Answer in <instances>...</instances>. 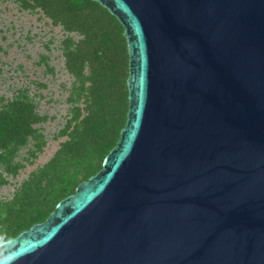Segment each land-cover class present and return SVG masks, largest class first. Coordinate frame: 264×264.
<instances>
[{
    "label": "water",
    "instance_id": "1",
    "mask_svg": "<svg viewBox=\"0 0 264 264\" xmlns=\"http://www.w3.org/2000/svg\"><path fill=\"white\" fill-rule=\"evenodd\" d=\"M124 29L101 169L0 264H264V0H92Z\"/></svg>",
    "mask_w": 264,
    "mask_h": 264
},
{
    "label": "trees",
    "instance_id": "2",
    "mask_svg": "<svg viewBox=\"0 0 264 264\" xmlns=\"http://www.w3.org/2000/svg\"><path fill=\"white\" fill-rule=\"evenodd\" d=\"M12 1L22 10L41 12L68 35L61 42V53L73 82L67 98L70 118L57 134L66 139L10 200L0 202V243L44 222L60 200L100 171L128 111L127 45L124 29L114 16L92 0ZM73 34L79 39L75 41ZM44 119L24 93L1 106L0 186L24 167L16 160L21 149L31 143L29 157L41 152L45 142L35 125Z\"/></svg>",
    "mask_w": 264,
    "mask_h": 264
},
{
    "label": "rangeland",
    "instance_id": "3",
    "mask_svg": "<svg viewBox=\"0 0 264 264\" xmlns=\"http://www.w3.org/2000/svg\"><path fill=\"white\" fill-rule=\"evenodd\" d=\"M68 36L41 12L22 10L12 0H0V108L20 93L45 119L39 128L45 142L35 158L28 155L31 143L20 150L17 161L24 167L0 186V202L8 201L29 174L45 165L66 137H57L70 118L67 102L73 82L66 71L61 42ZM75 41L79 36L70 35ZM31 160L29 163L25 159Z\"/></svg>",
    "mask_w": 264,
    "mask_h": 264
}]
</instances>
